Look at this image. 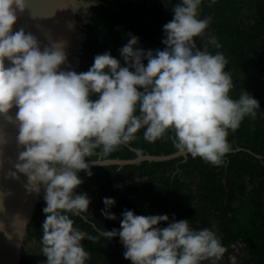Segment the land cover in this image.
<instances>
[{"label":"clouds","instance_id":"clouds-1","mask_svg":"<svg viewBox=\"0 0 264 264\" xmlns=\"http://www.w3.org/2000/svg\"><path fill=\"white\" fill-rule=\"evenodd\" d=\"M201 4H175L173 19L163 26V50L145 51L139 38L129 34L120 49L124 66L105 52L95 56L87 72L77 73L61 70L67 62L64 41H50L42 50L32 33L13 31L28 0H0V118L18 127L16 142L23 149L9 175L27 177L30 194L43 192L45 264H86L91 254L82 241L101 237H119L131 264H216L222 258L226 248L216 232L195 230L187 220L125 210L120 230L93 223L97 235H91L75 227L72 218L86 219L82 214L89 213L90 198L75 190L83 183L80 172L93 175L86 162L90 157L110 155L136 140L141 129L148 142L171 131L178 154L219 167L231 152L229 130L260 112L258 100L245 91L231 98L228 60L208 50L221 45L217 37L206 36L211 17L199 18ZM197 38L205 41L202 47ZM93 95L98 98L91 99ZM14 108L15 118L10 114ZM91 164L104 165L92 159ZM103 203L101 215L116 220L110 211L115 200L104 198Z\"/></svg>","mask_w":264,"mask_h":264},{"label":"trees","instance_id":"trees-1","mask_svg":"<svg viewBox=\"0 0 264 264\" xmlns=\"http://www.w3.org/2000/svg\"><path fill=\"white\" fill-rule=\"evenodd\" d=\"M90 1V0H85ZM102 3L89 9L80 8L77 19L84 22L79 29L82 39L80 65L76 72H87L98 54L105 52L121 61L120 49L130 35L139 38V47L145 51L165 45L163 26L173 19L172 8L180 0H99ZM200 19L211 17L206 35L218 38L221 47L211 45L208 50L224 54L228 60L226 71L232 75L230 96L238 99L245 91L260 104L255 118L247 116L234 132L229 130L231 152L225 156L226 165L219 167L190 155L166 161H141L124 166H92L89 177L80 172V178L100 190L95 197L88 184L75 191L90 198L86 219L72 217L74 226L91 235H97L92 224L106 230H120L125 210L136 215H167L169 220H187L195 230L209 228L220 237L226 248L220 263L241 253L239 264H264V84L255 85L264 73V0H202ZM197 46L204 43L200 38ZM145 65L147 61H144ZM98 98L93 95L91 99ZM141 129L136 140L119 146L102 159L130 160L135 151L150 155H169L176 151L169 131L165 137L148 142ZM93 156L86 161L96 160ZM109 191L117 202L110 209L116 220L101 215L105 209L103 199ZM97 198V199H95ZM46 207L43 192L25 239H36L41 249L43 212ZM161 224L160 227H166ZM26 241V240H25ZM91 254L86 264H131L124 258L125 248L119 237L110 241L101 237L97 242L82 241ZM20 264H45L46 257L32 256L22 247ZM40 256V255H39Z\"/></svg>","mask_w":264,"mask_h":264},{"label":"water","instance_id":"water-1","mask_svg":"<svg viewBox=\"0 0 264 264\" xmlns=\"http://www.w3.org/2000/svg\"><path fill=\"white\" fill-rule=\"evenodd\" d=\"M93 2L94 0H28V9L23 15L18 16L13 31L23 28L26 33H32L41 42L42 50L43 47L50 45V41H64L67 62L61 66V70H72L79 63L77 55L81 45L78 42L84 37L78 30L84 22L78 21L77 13L80 8L89 9L102 3L99 0ZM90 3L93 4L87 7ZM70 23L73 25L72 28H69ZM5 64L10 66L7 60ZM16 111L15 108L11 110L13 118ZM17 135L18 127L0 118V264H20L27 227L32 221L39 199V195L30 194L26 190L27 177L18 173L19 179H14L9 175L15 171L14 165L19 151L23 150L17 145ZM135 152L137 156L130 160L98 157L94 161L104 165L86 162L90 167L108 165L121 167L141 161H166L179 156L186 157L177 152L160 156Z\"/></svg>","mask_w":264,"mask_h":264},{"label":"rangeland","instance_id":"rangeland-1","mask_svg":"<svg viewBox=\"0 0 264 264\" xmlns=\"http://www.w3.org/2000/svg\"><path fill=\"white\" fill-rule=\"evenodd\" d=\"M79 30V29H78ZM80 32V31H79ZM82 40V39H81ZM79 41L78 44L82 45V41ZM81 42V43H80ZM259 84H264V73L262 74V76L258 79V83H256L255 85H259ZM83 180V179H82ZM82 184H88V190H89V193L90 191H92L91 193H93V195L95 197H98L100 196L101 194L97 193V189L94 185H89V183L85 180H83V183ZM105 198H112L113 199V195L110 193V195L108 196H105ZM97 199V198H95ZM26 240V241H25ZM23 246H24V249L26 251H29V253L34 256L35 258L36 257H41V260H43L45 257L42 255L41 253V249L39 248V244H38V241L36 239H30V240H27L24 238V243H23ZM234 247V246H233ZM235 254L229 256L228 258V261L225 262V260L223 262H219L220 260H218L216 262V264H239V258L241 256V253H238L239 251L237 250V248H235ZM40 255V256H39ZM44 257V258H43ZM202 264H210L209 261H204L202 262Z\"/></svg>","mask_w":264,"mask_h":264},{"label":"flooded vegetation","instance_id":"flooded-vegetation-1","mask_svg":"<svg viewBox=\"0 0 264 264\" xmlns=\"http://www.w3.org/2000/svg\"><path fill=\"white\" fill-rule=\"evenodd\" d=\"M83 25H84V23H82V25H81L79 28H80V29L83 28ZM208 35H209V33H208ZM208 35H206V36H208ZM84 37H85V34H84ZM84 37H83V38H84ZM83 38H82V39H83ZM81 41H82V40H81ZM201 42H202V43H205L204 40H201ZM80 43H81V42H80ZM82 49H83V46L81 45V48H80V50H79V52H78V55H77V57H78V59H79V63H78V65H76L74 68H72V70H74V71H76V69H77L80 65L85 64V63H83L82 60H81ZM96 189H97V193H98V194L101 193L98 187H96ZM108 195H110V192H109V191L106 192V195H105V196H108ZM113 199L117 202V197H114V196H113ZM232 247H233V246H232ZM234 247L237 248L236 246H234ZM234 247H233V248H234ZM234 253H235V249H234ZM239 262H240V259H239Z\"/></svg>","mask_w":264,"mask_h":264}]
</instances>
